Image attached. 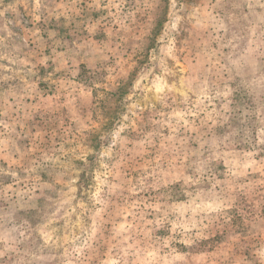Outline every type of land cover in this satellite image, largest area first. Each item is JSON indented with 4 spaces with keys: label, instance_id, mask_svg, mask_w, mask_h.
Here are the masks:
<instances>
[{
    "label": "rangeland",
    "instance_id": "obj_1",
    "mask_svg": "<svg viewBox=\"0 0 264 264\" xmlns=\"http://www.w3.org/2000/svg\"><path fill=\"white\" fill-rule=\"evenodd\" d=\"M0 264H264V0H0Z\"/></svg>",
    "mask_w": 264,
    "mask_h": 264
}]
</instances>
